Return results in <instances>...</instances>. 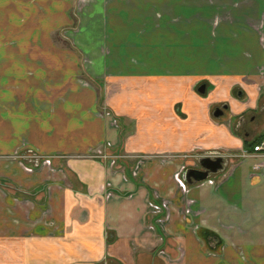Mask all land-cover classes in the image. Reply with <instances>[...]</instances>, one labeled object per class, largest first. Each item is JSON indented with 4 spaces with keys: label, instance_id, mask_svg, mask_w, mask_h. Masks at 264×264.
Segmentation results:
<instances>
[{
    "label": "crops",
    "instance_id": "obj_1",
    "mask_svg": "<svg viewBox=\"0 0 264 264\" xmlns=\"http://www.w3.org/2000/svg\"><path fill=\"white\" fill-rule=\"evenodd\" d=\"M260 142L264 0H0V264H264Z\"/></svg>",
    "mask_w": 264,
    "mask_h": 264
},
{
    "label": "water",
    "instance_id": "obj_2",
    "mask_svg": "<svg viewBox=\"0 0 264 264\" xmlns=\"http://www.w3.org/2000/svg\"><path fill=\"white\" fill-rule=\"evenodd\" d=\"M196 91L202 94L204 91V86L200 85ZM226 109V105H222L220 108H215L212 112V117L217 118L222 114V110ZM222 158L219 156L209 157L202 156L197 158L196 164L198 166L195 168L184 169L180 173V179L187 185L194 183H199L207 179L209 175L216 174L222 169Z\"/></svg>",
    "mask_w": 264,
    "mask_h": 264
},
{
    "label": "built area",
    "instance_id": "obj_3",
    "mask_svg": "<svg viewBox=\"0 0 264 264\" xmlns=\"http://www.w3.org/2000/svg\"><path fill=\"white\" fill-rule=\"evenodd\" d=\"M251 154H255L260 158V161L256 164H254L252 166V171L255 172L256 170L261 169L260 172V176H262L264 178V142H260L259 144H256L254 146H252L251 148ZM248 154L246 152L241 153V155H239V157L245 158ZM47 163V160L45 161ZM113 163V160H110V164ZM184 169L182 168L181 170H179V172L176 174L175 176V180L176 183L178 184V186L185 191V183L180 179V173L183 171Z\"/></svg>",
    "mask_w": 264,
    "mask_h": 264
},
{
    "label": "rangeland",
    "instance_id": "obj_4",
    "mask_svg": "<svg viewBox=\"0 0 264 264\" xmlns=\"http://www.w3.org/2000/svg\"><path fill=\"white\" fill-rule=\"evenodd\" d=\"M214 118V117H213ZM218 118V117H217ZM217 118H215V119H217ZM201 149H203V151L205 150V152H203V153H196L197 155H195V158H193V159H191V161H187V162H184L183 163V169L185 168V169H188V168H197L198 166H197V164H196V160H197V158H199V157H202V156H209V157H214V156H219V157H221V153H222V151L220 150V149H218V151H215V150H211V149H208V148H201ZM211 150V151H208V150ZM165 157L166 156H170V155H164ZM197 156V157H196ZM222 158V157H221ZM145 159H147V157H134V161L135 162H137V161H139V160H145ZM163 159L164 160H169V158L168 157H166V158H164L163 157Z\"/></svg>",
    "mask_w": 264,
    "mask_h": 264
}]
</instances>
